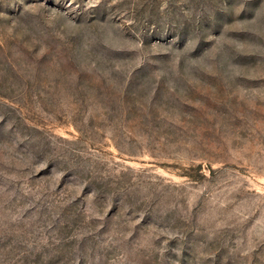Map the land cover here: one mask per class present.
I'll use <instances>...</instances> for the list:
<instances>
[{"label": "rangeland", "instance_id": "rangeland-1", "mask_svg": "<svg viewBox=\"0 0 264 264\" xmlns=\"http://www.w3.org/2000/svg\"><path fill=\"white\" fill-rule=\"evenodd\" d=\"M0 264H264V0H0Z\"/></svg>", "mask_w": 264, "mask_h": 264}]
</instances>
